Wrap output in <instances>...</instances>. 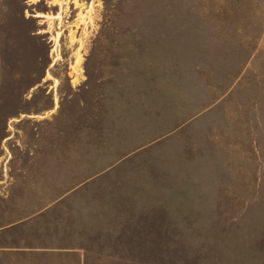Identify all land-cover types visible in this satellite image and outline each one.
Here are the masks:
<instances>
[{"label": "rangeland", "instance_id": "obj_1", "mask_svg": "<svg viewBox=\"0 0 264 264\" xmlns=\"http://www.w3.org/2000/svg\"><path fill=\"white\" fill-rule=\"evenodd\" d=\"M0 264H264V0H0Z\"/></svg>", "mask_w": 264, "mask_h": 264}, {"label": "snow or ice", "instance_id": "obj_2", "mask_svg": "<svg viewBox=\"0 0 264 264\" xmlns=\"http://www.w3.org/2000/svg\"><path fill=\"white\" fill-rule=\"evenodd\" d=\"M27 2L29 3V4H39V0H27ZM26 15H27V13H26ZM36 17H40V16H42L43 15V13L42 12H37L36 14Z\"/></svg>", "mask_w": 264, "mask_h": 264}]
</instances>
